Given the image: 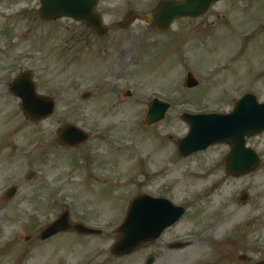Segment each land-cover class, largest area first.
Returning <instances> with one entry per match:
<instances>
[{
  "label": "rangeland",
  "instance_id": "rangeland-1",
  "mask_svg": "<svg viewBox=\"0 0 264 264\" xmlns=\"http://www.w3.org/2000/svg\"><path fill=\"white\" fill-rule=\"evenodd\" d=\"M157 1L102 0L107 23L131 10L140 15L80 41L85 28L66 18L34 27L38 0H0V191L12 178L20 188L11 202L0 196V264H146L152 255V264H254L264 258V133L248 140L262 166L241 177L226 173L228 144L188 157L177 148L189 131L184 112H227L249 91L264 100V0H219L203 17L179 21L167 33L142 16ZM20 66L34 72L40 92L57 100L55 113L39 123L25 117L9 91ZM189 71L200 80L190 89L184 85ZM115 76L122 82L115 84ZM87 86L94 92L82 100ZM124 87L135 95L125 97ZM154 96L172 107L165 120L149 126L143 116ZM66 121L112 138L70 149L56 137ZM88 155L121 184L93 183L85 164L76 167ZM141 193L168 197L187 212L161 240L115 256L117 227ZM224 205L231 223L215 228ZM64 208L73 222L104 232L69 230L41 241L40 228ZM207 234L209 242H199ZM174 241L185 242L172 248Z\"/></svg>",
  "mask_w": 264,
  "mask_h": 264
},
{
  "label": "water",
  "instance_id": "water-1",
  "mask_svg": "<svg viewBox=\"0 0 264 264\" xmlns=\"http://www.w3.org/2000/svg\"><path fill=\"white\" fill-rule=\"evenodd\" d=\"M213 0H182L164 2L154 14L159 16V28L167 30L174 19L184 16L203 14ZM43 12L48 16H72L85 20L100 32H105L100 16L95 12L98 0H42ZM51 6V9H50ZM150 21L154 16L148 18ZM192 77V76H190ZM197 82L190 78L188 86ZM11 91L23 101V110L32 118L39 119L49 115L54 110L52 99L39 95L35 82L29 73H22L11 87ZM156 101L150 104L149 116L155 114ZM169 104H165V109ZM184 118L190 124L189 134L180 140V150L183 155L204 149L212 143L225 141L234 144L228 157V166L234 169V174H241L255 169L260 164V157L251 148H246V135L256 134L264 130V103L259 104L254 95L245 96L230 114H185ZM148 121H152L148 119ZM74 144L86 139L84 133H79L71 127L63 129L60 138L66 135ZM234 160L231 163V160ZM246 197V196H244ZM183 207L173 205L164 198L141 196L133 200L128 215L120 227L122 233L119 242L113 247L117 255L130 253L142 244L157 239L165 227L177 221L184 213ZM68 211L45 227L41 237L47 238L61 230L76 229L81 233L96 232L82 224H71ZM257 264H264L260 261Z\"/></svg>",
  "mask_w": 264,
  "mask_h": 264
},
{
  "label": "flooded vegetation",
  "instance_id": "flooded-vegetation-1",
  "mask_svg": "<svg viewBox=\"0 0 264 264\" xmlns=\"http://www.w3.org/2000/svg\"><path fill=\"white\" fill-rule=\"evenodd\" d=\"M36 27V26H34ZM82 28H87V26L82 25ZM83 35H85V38H87V31H82ZM87 49H89V47L87 46ZM127 94V93H124ZM84 116H86V114H84ZM97 137V133L94 134V138ZM90 162H93V167L92 170H88L87 171V176L93 181V183L95 182H100L101 180L104 179V173L101 172V168H100V163H99V158H92L91 156L89 157Z\"/></svg>",
  "mask_w": 264,
  "mask_h": 264
},
{
  "label": "bare ground",
  "instance_id": "bare-ground-1",
  "mask_svg": "<svg viewBox=\"0 0 264 264\" xmlns=\"http://www.w3.org/2000/svg\"><path fill=\"white\" fill-rule=\"evenodd\" d=\"M201 178V177H200ZM197 181H199V180H197ZM226 213H225V215H223V217L219 220V221H217L216 222V224H215V228L218 226V224L220 223V222H222V221H224V220H227V225L229 224V223H231V221L227 218V215H229V213H228V211H225ZM219 233V232H218ZM210 235H213V233H210ZM209 235L207 234V235H204V236H200V238H199V242L201 241V242H205V241H207V242H209L208 241V239H209ZM200 249H202V248H200Z\"/></svg>",
  "mask_w": 264,
  "mask_h": 264
}]
</instances>
